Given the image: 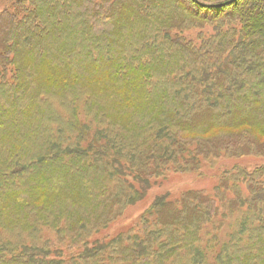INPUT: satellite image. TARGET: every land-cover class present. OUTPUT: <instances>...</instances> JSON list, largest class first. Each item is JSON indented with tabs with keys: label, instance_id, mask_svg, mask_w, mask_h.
Returning a JSON list of instances; mask_svg holds the SVG:
<instances>
[{
	"label": "trees",
	"instance_id": "obj_1",
	"mask_svg": "<svg viewBox=\"0 0 264 264\" xmlns=\"http://www.w3.org/2000/svg\"><path fill=\"white\" fill-rule=\"evenodd\" d=\"M249 157L264 0H0V264H264V166L102 235L168 172Z\"/></svg>",
	"mask_w": 264,
	"mask_h": 264
},
{
	"label": "rangeland",
	"instance_id": "obj_2",
	"mask_svg": "<svg viewBox=\"0 0 264 264\" xmlns=\"http://www.w3.org/2000/svg\"><path fill=\"white\" fill-rule=\"evenodd\" d=\"M233 165H238L254 170L264 166V160L256 157H249L238 160L224 161L220 160L214 164L204 165L199 172H168L157 180L156 184L148 190L145 198L137 204L126 206L123 210L122 217L110 225L109 229L102 233L115 234L123 229H127L133 224L137 223L140 215L150 206L154 198L169 194V200H177L187 191H202L207 194H212L214 187L218 183L219 176ZM227 238V233L225 232ZM223 239L224 236H221Z\"/></svg>",
	"mask_w": 264,
	"mask_h": 264
}]
</instances>
